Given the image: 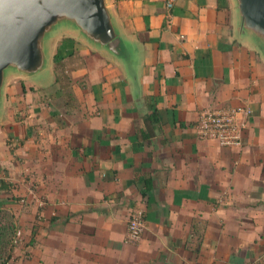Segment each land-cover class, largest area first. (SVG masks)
<instances>
[{"label":"crops","instance_id":"1","mask_svg":"<svg viewBox=\"0 0 264 264\" xmlns=\"http://www.w3.org/2000/svg\"><path fill=\"white\" fill-rule=\"evenodd\" d=\"M111 7L137 48L136 83L67 34L51 54L70 79L69 103L54 63L46 86L18 93L19 83L8 97L7 83L0 206L22 230L24 264H264V59L235 37L232 1ZM147 103L158 123L144 138ZM215 108L251 111L241 147L196 135L199 113ZM136 210L144 228L130 243Z\"/></svg>","mask_w":264,"mask_h":264},{"label":"water","instance_id":"2","mask_svg":"<svg viewBox=\"0 0 264 264\" xmlns=\"http://www.w3.org/2000/svg\"><path fill=\"white\" fill-rule=\"evenodd\" d=\"M231 1L235 37L264 59V0ZM63 34L105 53L137 82V48L117 23L111 0H0V117L11 78L49 83L51 42Z\"/></svg>","mask_w":264,"mask_h":264},{"label":"built area","instance_id":"3","mask_svg":"<svg viewBox=\"0 0 264 264\" xmlns=\"http://www.w3.org/2000/svg\"><path fill=\"white\" fill-rule=\"evenodd\" d=\"M172 7L171 1L166 4ZM251 111L247 108H215L201 111L194 125L199 138L216 141L225 147H241L242 132L247 127ZM144 213L136 210L127 220V240L139 241L144 228ZM19 236V233H16Z\"/></svg>","mask_w":264,"mask_h":264},{"label":"trees","instance_id":"4","mask_svg":"<svg viewBox=\"0 0 264 264\" xmlns=\"http://www.w3.org/2000/svg\"><path fill=\"white\" fill-rule=\"evenodd\" d=\"M54 63V71H55V80L58 86L60 87V91L65 99H67V103L71 101V90H70V79L68 75L65 73L62 63V58L56 55L53 59ZM24 92V85L19 84L18 86V93ZM146 99H150V97H146ZM148 109L150 112L142 117L141 125L142 128L140 132L144 138L149 137L151 134L154 133L152 126L158 123V119L156 117V113L154 108L151 104H148ZM8 111L11 112L14 106L8 105ZM0 188H6L5 184L0 181ZM0 214L8 216L9 222L5 224V222L0 223V264H8L11 259L12 247L14 243V238L17 233V224L15 221V217L11 211L5 209L4 207L0 206Z\"/></svg>","mask_w":264,"mask_h":264},{"label":"rangeland","instance_id":"5","mask_svg":"<svg viewBox=\"0 0 264 264\" xmlns=\"http://www.w3.org/2000/svg\"><path fill=\"white\" fill-rule=\"evenodd\" d=\"M52 42H51V46L53 44ZM51 68H52V65H51ZM52 77H53V75H52V70H51L50 71V77H49L48 81H50L52 79ZM19 83L20 84L23 83L24 87L26 86L27 89H29L30 87H31L30 89H33L32 87H34V86H32L33 84H31L30 82L23 80L21 78H11L9 81V84L7 86V93H8L7 96L8 97L14 96L16 94L15 93L16 92L15 86L18 85ZM48 84H46V85H48ZM55 102L59 103V100H57ZM7 107H8V105H7ZM16 107H20V105H17ZM1 122H3V124L6 125V122L4 120H0V123ZM8 139L9 140L6 141L7 144L5 143V145H7V150L10 151L15 147V141L12 140L13 138H8ZM131 214H133V212ZM3 222H5V224H8L7 223V222H9L8 216L4 217L3 214L2 215L0 214V223H3ZM17 233H19V236L15 235L14 243H13V247H12L13 251L11 253L12 256H11V259H10L8 264H24L23 261L26 258H28V256H29V251L24 247V245L22 246V242H23L22 230L18 229Z\"/></svg>","mask_w":264,"mask_h":264}]
</instances>
